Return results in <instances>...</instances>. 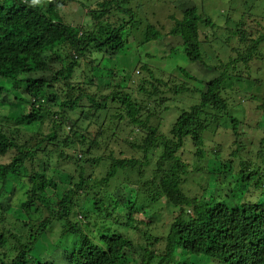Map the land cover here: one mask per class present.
I'll return each instance as SVG.
<instances>
[{"label": "clouds", "instance_id": "clouds-1", "mask_svg": "<svg viewBox=\"0 0 264 264\" xmlns=\"http://www.w3.org/2000/svg\"><path fill=\"white\" fill-rule=\"evenodd\" d=\"M0 7V264H264V0Z\"/></svg>", "mask_w": 264, "mask_h": 264}, {"label": "trees", "instance_id": "trees-1", "mask_svg": "<svg viewBox=\"0 0 264 264\" xmlns=\"http://www.w3.org/2000/svg\"><path fill=\"white\" fill-rule=\"evenodd\" d=\"M0 13H3V15H0V23H7L9 20L12 19V16L14 13H12V9L9 8L6 12L5 10L0 7ZM0 43H3V41H0ZM240 252L243 253L244 249H240ZM241 260L243 261V256L241 257Z\"/></svg>", "mask_w": 264, "mask_h": 264}]
</instances>
